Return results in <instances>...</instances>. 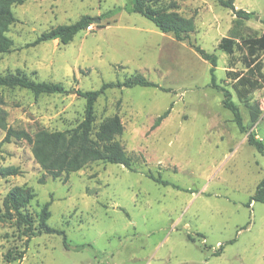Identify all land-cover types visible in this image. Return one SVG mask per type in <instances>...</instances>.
<instances>
[{
  "label": "rangeland",
  "instance_id": "1",
  "mask_svg": "<svg viewBox=\"0 0 264 264\" xmlns=\"http://www.w3.org/2000/svg\"><path fill=\"white\" fill-rule=\"evenodd\" d=\"M162 1L194 21L184 41L137 14L103 17L127 0H23L12 8L16 21L6 35L13 46L0 55V74L20 71L36 82L81 91L141 74L167 91L108 89L95 104L96 125L115 115L121 119L117 140L132 159L130 169L95 162L69 174L66 183L52 180L34 161L31 147L25 141L5 143L0 128V167L20 170L0 179V198L14 186L31 188L36 197L28 210L35 214L50 203L48 225L64 232L68 245L64 248L61 235H42L24 246L12 223H0V264H264V205L248 204L264 179V156L247 142L251 135L264 145V88L250 95L262 110L250 126L227 74L244 70L241 50L235 47L229 56L219 49L223 38L239 45L240 36L264 34V0H234L235 9L255 14L240 27L232 11L214 0ZM84 16L93 24L70 42L34 43L42 33ZM194 47L217 58L216 82L230 92L246 133L223 108L222 93L210 87V64ZM261 59L264 65V55ZM0 92L7 127L14 130L63 131L83 118L85 100L75 94Z\"/></svg>",
  "mask_w": 264,
  "mask_h": 264
},
{
  "label": "trees",
  "instance_id": "2",
  "mask_svg": "<svg viewBox=\"0 0 264 264\" xmlns=\"http://www.w3.org/2000/svg\"><path fill=\"white\" fill-rule=\"evenodd\" d=\"M128 4L122 9H114L103 15L104 18L115 16L121 11L137 14L150 21L158 31L171 34L175 40L184 41L188 35L195 30L194 21L181 16L177 11L176 4H164L162 0H127ZM221 7L232 11L236 17L235 26L240 27L243 21L255 18L254 13L235 9L234 0H214ZM23 3V0H0V55L9 53L13 42L7 37L11 25L15 23L12 8ZM94 19L84 16L70 25L58 26L42 33L35 44L51 40H60L63 44L70 42L73 37L81 31L86 30ZM237 45L232 38H223L219 49L225 54L232 56L234 48L241 50L240 62L244 68L242 71H228L229 78L233 81V89L237 99L248 110L250 126L256 124L261 116L262 110L258 102L250 100L252 92L264 88V73L262 55H264V34L259 37H239ZM199 57L210 64V87L222 93V106L233 116V122L241 133H246L243 126V118L239 108L232 102L231 94L216 82L215 68L217 58L206 53L199 47H194ZM231 65H233L231 63ZM231 68V67H230ZM233 69V68H231ZM156 88L167 91L157 84L148 81L143 75L135 74L126 78L123 82L104 83L99 90L81 91L66 89L60 83L36 82L29 79L20 71L14 73L0 74L1 89H25L35 96L40 95H70L85 100V108L82 120L71 129L63 131L39 130L31 135L24 130H14L7 127L6 112L3 109V96L0 92V128L5 131V143L12 140L25 141L31 147L34 161L43 170L45 175L52 180L60 179L63 183L68 181L69 174L76 173L87 165L101 162L114 164L130 169L132 159L126 154L122 145L117 140L123 133V124L118 116L104 119L96 125L95 104L98 98L108 89L123 88ZM170 110H166L158 116L153 127L156 128L167 118ZM248 144L264 156V145L249 135ZM20 170L17 167H0V179L18 176ZM154 182L163 186L169 185L160 178L149 175ZM42 184L43 181L41 180ZM36 197L33 190L26 186H14L8 190L4 197L0 198V223H12L24 239V246L36 237L42 235H61L64 248H68L64 232L51 228L48 220L51 216L50 203H45L39 212L32 214L28 210L31 201ZM252 202L264 205V179L255 188L249 199ZM23 253V252H22ZM22 253L18 254L21 258ZM13 258L12 260H15Z\"/></svg>",
  "mask_w": 264,
  "mask_h": 264
},
{
  "label": "water",
  "instance_id": "3",
  "mask_svg": "<svg viewBox=\"0 0 264 264\" xmlns=\"http://www.w3.org/2000/svg\"><path fill=\"white\" fill-rule=\"evenodd\" d=\"M97 21H99V20H97Z\"/></svg>",
  "mask_w": 264,
  "mask_h": 264
},
{
  "label": "built area",
  "instance_id": "4",
  "mask_svg": "<svg viewBox=\"0 0 264 264\" xmlns=\"http://www.w3.org/2000/svg\"><path fill=\"white\" fill-rule=\"evenodd\" d=\"M89 28V27H88Z\"/></svg>",
  "mask_w": 264,
  "mask_h": 264
}]
</instances>
